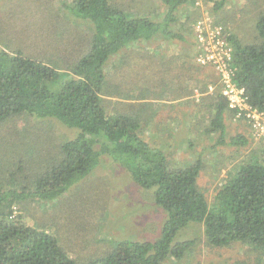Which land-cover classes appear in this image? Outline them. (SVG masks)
<instances>
[{
  "label": "trees",
  "instance_id": "16d2710c",
  "mask_svg": "<svg viewBox=\"0 0 264 264\" xmlns=\"http://www.w3.org/2000/svg\"><path fill=\"white\" fill-rule=\"evenodd\" d=\"M194 1L163 0L162 17L153 19L130 15L110 0H74L65 6L66 10L89 21L93 37L88 50L71 61L67 77L52 62L0 47V123L26 114L39 122L56 120L78 132L60 144L62 158L37 172L30 187L20 185L16 178L0 181V264H163L170 257L184 258L190 250L192 242L178 241L177 237L191 223L203 224L206 241L213 246L236 242L264 246V143L250 162L241 163L232 178L218 187L210 204L199 187V176L207 165L204 158L207 149L195 153L192 162H175L172 157V140L181 132L184 135L187 118L179 123L171 117L170 110L163 115L161 109L155 119L145 99L138 96L136 83L124 76L123 64L136 47L140 49L136 57L140 59L137 76L150 84L156 77V97L165 98L167 94L165 82L160 80L162 73H176L177 80L183 83L184 77L205 67L196 61L202 49L195 52L185 49L175 58L166 59L163 54L149 55L148 48L140 44L156 38L198 47L200 41L194 27L203 22V33L208 38L213 16L210 12L206 15L200 4H197L199 15L186 9ZM226 1L218 0L214 13ZM46 5L51 14L50 1ZM253 7H260L255 25L257 41L245 44L234 34L227 40L231 45L234 81L245 89L249 104L264 113V1L257 6L253 2ZM181 16L186 17L185 21ZM62 41L66 42L65 36ZM60 51L66 58L68 53L62 48ZM118 53L121 62L111 63L114 70L108 72L106 66ZM130 57L133 61V55ZM66 59H60L59 63H68L69 57ZM178 62L179 66H172ZM174 95L178 94L173 90L169 100ZM214 98L216 113L210 125L205 127L206 124H199L200 120L192 122L195 129L220 133L218 142L208 146V150L224 144L248 145L249 139L240 133L227 140L225 112L230 110L229 101L220 92ZM165 103L176 112L175 104ZM186 114L190 117V113ZM152 127L156 128V143L146 136V129ZM192 143L193 140L190 146ZM259 152L262 161H258ZM104 156L124 168L131 189L153 194V202L165 214L160 234L154 240L124 238L114 241V248L104 255L72 257L67 246L60 242L63 236L15 219L16 209L24 201L54 202L65 197L75 186L90 179ZM90 181L98 182L96 178ZM98 205L93 201V206ZM59 206L53 207L46 222L48 226H60L63 231L68 221L62 223L59 219ZM77 221L81 224L80 217ZM93 230L97 231V227Z\"/></svg>",
  "mask_w": 264,
  "mask_h": 264
},
{
  "label": "rangeland",
  "instance_id": "374dc122",
  "mask_svg": "<svg viewBox=\"0 0 264 264\" xmlns=\"http://www.w3.org/2000/svg\"><path fill=\"white\" fill-rule=\"evenodd\" d=\"M49 1L52 6L51 14L46 8V3ZM110 1L133 16L160 19L164 11L163 0ZM217 1L195 0L193 4L190 2L186 5V9L195 10L197 15L201 13L197 4L203 5L201 9L205 8L203 12L205 11L206 15L209 12L212 14L213 18L210 20L213 27L210 24L208 37L211 41L210 47L215 49L219 46L217 38L214 37L218 32L222 38L234 34L245 44L257 41L255 25L260 7L256 9L252 6L253 2H256L257 6L264 0H227L221 9L214 13L213 7ZM73 2L74 0H0V47L8 51L21 50L36 59L52 62L65 77L69 76L70 65L73 63L71 61L88 50L93 37L92 24L66 10L65 6ZM185 18L181 16L182 21H185ZM194 30L198 35L197 28L194 27ZM64 36L65 43L62 41ZM140 44L148 48L149 55L163 54L166 59L175 58L185 49L191 52L197 51V48L201 50V44L194 48L192 44L178 40L166 41L155 38L141 41ZM60 48L66 51L64 53H68L65 55L66 58L69 57L68 63H59L60 59H66ZM138 48L128 54L129 60L123 64L124 76L136 83V92L139 93L140 98L145 99L150 115L152 114L156 119V112L158 114L164 104L163 115L170 110L171 117L176 121L179 119L183 122V119H189L188 114L186 116L183 114L185 110L175 112L174 108L164 103L170 101L168 98L170 92L167 88L164 89L167 91L165 98L156 97V77L150 84L137 76L136 68L140 61L139 58L136 60L140 50ZM130 55H133V61L130 60ZM119 58V53L112 58L106 66L108 72L114 70L113 66H110L111 63L116 64L117 60L121 62ZM177 77L178 75L173 72L162 73L160 80L164 81L165 85L176 87L187 84L182 96L189 98L182 104H185L184 108L189 113L194 112V121L200 120L199 124H206L205 127H208L216 113L213 108L214 96L221 91L215 66L209 65L199 71H193L190 76L184 77L186 79L183 83L178 81ZM176 121L173 123L178 124ZM166 122L172 124L170 119ZM225 122L227 140L230 136L240 133L247 136L249 144L243 147L224 144L209 151L208 146L218 142L220 133L195 129L191 120L183 125L184 135L181 132L179 137L172 140L171 150L175 162H192L195 153L207 149L204 155L207 165L199 176V187L210 204L218 187L232 178L241 163L250 162L254 152L259 151L264 143V138L246 116L239 117L233 111L226 110ZM153 127L146 129V136L148 139L153 138L156 143L158 138H156V128ZM77 133V129L65 127L52 119L39 122L26 114L8 118L0 123V181L16 178L20 181V185L30 187L37 172L48 167L52 161L62 158L60 144L64 140L74 138ZM258 155H260L258 161H262L261 153L259 152ZM213 166L216 168L214 169ZM89 178L75 186L65 197L54 201L55 203L42 200L22 202L19 209H16L15 219L25 225L48 228L50 233L63 236L60 242L67 246V251L72 257L88 254L104 255L109 249L114 248V241L124 238L154 240L159 236V228L163 224L165 214L153 202V194L149 192L142 194L131 189L130 177L123 167L104 156L100 167ZM92 178H96L98 182L93 184L90 181ZM93 201L100 205L93 206ZM56 205H61L59 206L61 222L68 221L63 231H60L62 229L60 226L54 224L48 226L50 224L46 222ZM78 217L81 224L77 221ZM90 224L93 229L97 227V231H94ZM177 239L191 241L190 250L186 252L184 258L176 260L170 257L163 264H264V246L240 242L229 246L210 245L206 241L204 226L201 223H191L180 231Z\"/></svg>",
  "mask_w": 264,
  "mask_h": 264
},
{
  "label": "built area",
  "instance_id": "2783aa9c",
  "mask_svg": "<svg viewBox=\"0 0 264 264\" xmlns=\"http://www.w3.org/2000/svg\"><path fill=\"white\" fill-rule=\"evenodd\" d=\"M202 23L199 22L196 28L199 31L198 37L204 51L197 56L196 61L202 65L215 66L219 76L221 93L229 101V107L235 111L237 116H246L264 138V113L249 104L245 89L239 87L233 79V67L230 65L231 47L218 32L214 37L217 38L219 46L212 49L210 39L207 40L203 33Z\"/></svg>",
  "mask_w": 264,
  "mask_h": 264
},
{
  "label": "crops",
  "instance_id": "0c3cea01",
  "mask_svg": "<svg viewBox=\"0 0 264 264\" xmlns=\"http://www.w3.org/2000/svg\"><path fill=\"white\" fill-rule=\"evenodd\" d=\"M179 64H180V62H178L177 64L175 63L173 66L175 67V66H179ZM178 87H176L175 85L174 86H170L169 84L167 85L166 84V87L165 88H167L168 89V92H170V94L172 93L171 91H169V90H174L178 95H174L175 97H174V99L173 100H170V101H168V102H170V103H172V104H175L176 105V110H178L177 112H182L183 110H185V112L183 113V114H185V113H189L188 111H187V109L186 108H184V105L185 104H182V103H186L187 102V98H189L188 96H182V94H183V92H184V90L186 89V87H187V84L186 85H183V86H179V85H177ZM170 94L168 95V98H169V96H170ZM156 101H158V100H156ZM165 103V102H164ZM156 105H157V103H156ZM163 106H164V104L161 106L162 108L161 109H163ZM193 113L194 112H191L190 113V118L189 119H187V121H189L190 122V120H191V122H193L194 121V119H193ZM177 121H179V119H177ZM179 123H181V121H179Z\"/></svg>",
  "mask_w": 264,
  "mask_h": 264
},
{
  "label": "clouds",
  "instance_id": "9594fccd",
  "mask_svg": "<svg viewBox=\"0 0 264 264\" xmlns=\"http://www.w3.org/2000/svg\"><path fill=\"white\" fill-rule=\"evenodd\" d=\"M207 19H209V17L207 16ZM199 23V22H198ZM197 23V24H198ZM230 36V35H229ZM199 38V37H198ZM228 38V37H227ZM227 38H225V40H226V42L228 43V45H229V47H231V45H230V43H229V41L227 40ZM207 40H209V38L207 39ZM200 41V40H199ZM200 44H201V41H200ZM201 49H202V52L204 51V48L201 46ZM201 52H199V54H200ZM205 66H207V65H205ZM209 66V65H208ZM220 93H221V91H220ZM221 96H223L222 95V93H221ZM224 97V96H223ZM225 98V97H224ZM229 109L230 110H232L234 113H235V111L233 110V109H231L230 107H229ZM235 115H236V113H235Z\"/></svg>",
  "mask_w": 264,
  "mask_h": 264
}]
</instances>
